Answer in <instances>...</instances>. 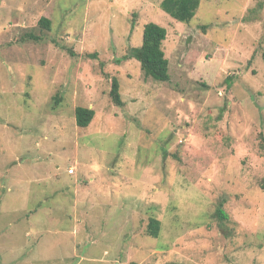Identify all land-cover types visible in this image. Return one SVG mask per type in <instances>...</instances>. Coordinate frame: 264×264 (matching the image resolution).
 <instances>
[{
  "label": "rangeland",
  "instance_id": "obj_1",
  "mask_svg": "<svg viewBox=\"0 0 264 264\" xmlns=\"http://www.w3.org/2000/svg\"><path fill=\"white\" fill-rule=\"evenodd\" d=\"M162 1L0 0V264H264V0Z\"/></svg>",
  "mask_w": 264,
  "mask_h": 264
},
{
  "label": "trees",
  "instance_id": "obj_2",
  "mask_svg": "<svg viewBox=\"0 0 264 264\" xmlns=\"http://www.w3.org/2000/svg\"><path fill=\"white\" fill-rule=\"evenodd\" d=\"M201 0H163L161 8L175 20L182 23H190L200 7ZM40 25L49 28L50 21L46 18L40 20ZM167 29L156 24L148 23L144 26L143 42L140 48H133L125 55L126 59H135L140 63L141 70L146 78L158 82L170 80L169 60L165 56L163 43L167 38ZM95 57V55H93ZM110 96L116 106H122L120 83L116 77L112 78ZM95 117V111L88 107H77L75 110L76 125L80 129L87 128ZM217 216L222 220H228L223 206L217 209ZM161 223L151 218L147 228L149 235L158 237Z\"/></svg>",
  "mask_w": 264,
  "mask_h": 264
}]
</instances>
